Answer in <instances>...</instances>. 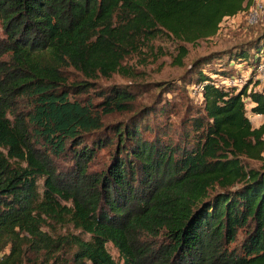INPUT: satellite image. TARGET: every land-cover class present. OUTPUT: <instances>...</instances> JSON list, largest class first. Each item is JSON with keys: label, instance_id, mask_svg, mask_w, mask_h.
I'll return each instance as SVG.
<instances>
[{"label": "trees", "instance_id": "1", "mask_svg": "<svg viewBox=\"0 0 264 264\" xmlns=\"http://www.w3.org/2000/svg\"><path fill=\"white\" fill-rule=\"evenodd\" d=\"M251 2L0 0V264H264V80L252 81L264 27L190 62L200 104L173 140L168 102L133 112L131 86L91 90L156 37L192 44ZM242 63L245 81L227 84ZM114 112L130 115L109 136ZM112 141L105 169L89 171Z\"/></svg>", "mask_w": 264, "mask_h": 264}, {"label": "rangeland", "instance_id": "2", "mask_svg": "<svg viewBox=\"0 0 264 264\" xmlns=\"http://www.w3.org/2000/svg\"><path fill=\"white\" fill-rule=\"evenodd\" d=\"M263 27L264 13L260 15L255 24L248 26L244 21V12H238L231 17H224L218 24L214 35L199 39L192 44L172 40L169 37H156L150 41L149 49L141 48L138 53L130 54L123 59L122 64L128 67L129 73L123 74L122 72H117L112 73L108 77L98 76L92 81L91 90L99 91L111 85L131 86L130 90L134 95L133 112H138L143 107L151 106L153 103L155 104L159 101H162V103L168 102L170 109H168L169 111L167 110L166 115L161 117L160 120L167 121L168 128L166 135L170 136L173 140L176 138V132L179 131L180 122L185 112L192 106L200 104L198 88L191 83H184V71L190 62L198 56L244 43L257 34ZM179 45L185 47L186 54L182 58L181 65L177 66L174 65L173 59ZM234 66L236 69L232 72V77L226 79L225 82L240 86L247 78L250 66L245 63ZM66 76L68 80L79 78V74L70 68L67 69ZM255 79L254 72L252 81ZM166 81H169L168 83L171 82L170 84L167 83L168 86L173 87L171 91H167L168 86L164 83ZM89 95L92 96L93 100L96 99V93L89 92ZM129 115L127 112H114L104 116L102 121L105 127L100 131L104 130L106 134H109V126L111 127L113 124L126 120ZM247 116L253 126L261 120V117L249 113ZM114 144L115 142L112 141L109 145L97 149L93 158L88 163L87 169L95 172L105 169L110 162L111 153L115 147ZM262 155L264 156V148ZM58 162L59 164L56 162L57 166L63 169L65 167L64 163ZM246 162L248 165L254 167H257L259 164L256 160H247ZM73 232L77 233V231ZM242 236V232L238 230L235 240L229 247L231 248L239 244ZM106 248L111 256L118 260L116 250L109 243L106 244Z\"/></svg>", "mask_w": 264, "mask_h": 264}, {"label": "built area", "instance_id": "3", "mask_svg": "<svg viewBox=\"0 0 264 264\" xmlns=\"http://www.w3.org/2000/svg\"><path fill=\"white\" fill-rule=\"evenodd\" d=\"M251 4L244 11V21L246 25H253L264 13V0H251ZM243 13V12H242ZM255 78L258 81L264 80V57H261L254 69Z\"/></svg>", "mask_w": 264, "mask_h": 264}]
</instances>
